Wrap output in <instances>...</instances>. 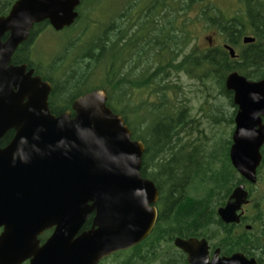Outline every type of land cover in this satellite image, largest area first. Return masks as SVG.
Masks as SVG:
<instances>
[{
  "label": "trees",
  "instance_id": "16d2710c",
  "mask_svg": "<svg viewBox=\"0 0 264 264\" xmlns=\"http://www.w3.org/2000/svg\"><path fill=\"white\" fill-rule=\"evenodd\" d=\"M236 1L239 6L229 16L210 0H126L121 12L111 8L98 33L83 36V27L89 24L83 15L85 0H80L75 22L61 32L53 31L67 39L49 62L38 64L32 59L36 32L52 30L47 22L35 25L12 55L11 64L26 63L51 83L52 114L70 111L73 116L76 98L104 89L107 106L123 118L132 140L144 145L140 173L158 190L156 223L138 245L99 264H187L173 244L176 238H204L215 242L224 255L249 252L246 243L251 234L244 230L236 234L232 230L236 226L224 225L217 215L232 191L245 183L229 158L236 107L232 92L225 89L226 77L237 72L251 81L264 78V0ZM198 24L220 36L222 44L211 45L208 37L209 45L201 48ZM244 36L254 37L255 42L243 45ZM224 45L241 49L231 58ZM181 74L206 91L200 119L183 91ZM215 89L228 100L231 112L207 103ZM138 91L145 98L135 102L132 97ZM13 135L7 132L0 147ZM261 154L264 166V147ZM91 219L83 229L90 228ZM50 234L39 236L40 243Z\"/></svg>",
  "mask_w": 264,
  "mask_h": 264
},
{
  "label": "water",
  "instance_id": "95a60500",
  "mask_svg": "<svg viewBox=\"0 0 264 264\" xmlns=\"http://www.w3.org/2000/svg\"><path fill=\"white\" fill-rule=\"evenodd\" d=\"M79 5L16 0L0 17V140L14 132L0 147V264H99L138 245L157 220L158 190L140 173L144 145L107 106L106 91L76 98L73 116H55L48 105L51 83L26 64H10L35 25L47 21L62 31L77 19ZM254 42L242 38L244 45ZM224 48L236 57L233 48ZM225 89L236 107L229 158L243 179L255 183L264 145V79L231 72ZM247 203L244 185L237 186L217 215L225 224L238 223L237 212ZM48 230L41 244L38 238ZM173 244L188 264H256L241 253L219 257L218 250L210 259L205 239L176 238Z\"/></svg>",
  "mask_w": 264,
  "mask_h": 264
},
{
  "label": "rangeland",
  "instance_id": "374dc122",
  "mask_svg": "<svg viewBox=\"0 0 264 264\" xmlns=\"http://www.w3.org/2000/svg\"><path fill=\"white\" fill-rule=\"evenodd\" d=\"M102 1L103 3L96 5L95 1L93 0H85V12H83L84 19L85 21L89 24L88 27H83V36H88L90 34L98 33L101 29L100 27L102 26L101 23L103 24L109 16V13L111 15V8L115 10L118 9V12H121V10L125 7L126 5V0H99ZM121 1H123L121 3ZM213 5H216L218 9H220L224 14L226 15H232V13L238 8V3L236 0H210ZM93 2V4H92ZM115 6L118 7H114ZM121 4V5H119ZM91 7V8H90ZM90 9L89 13L88 10ZM110 11V12H108ZM84 24V23H82ZM85 25V24H84ZM83 25V26H84ZM101 25V26H100ZM82 27V26H81ZM196 29V36H197V43L201 48L207 47L209 43L207 42L208 37L212 40H210L211 45H221L222 44V38L216 34H213L210 30H206L205 26L202 24H198ZM67 37L65 35H58L54 33L52 30L47 29L37 36L32 41V59L34 63H42L46 64L51 60V58L57 54V52L63 48L62 44L65 42ZM241 47L236 48V52L238 53L240 51ZM141 66V65H140ZM139 66V67H140ZM180 79L183 83V91L185 92L186 96L190 98V107L193 110V114L197 117L202 118L201 112H200V107L202 104L204 105L205 98L204 96L206 95V91H204V87L201 86L200 83L188 79L185 75H180ZM210 90V89H209ZM217 89L214 91L211 90L210 94L211 97L215 100H212V98L208 99L207 103L215 105H211V107H222L223 111L225 113L231 112L232 108L229 105V102L226 98L222 96L217 95ZM144 92H136V94L132 97V99L135 100V102L140 101L144 99L145 97ZM217 98V99H216ZM209 104V105H210ZM207 107V106H206ZM192 113V111H191ZM197 114V115H196ZM142 126V125H141ZM264 187V181L259 183V188L262 189ZM111 264V263H107Z\"/></svg>",
  "mask_w": 264,
  "mask_h": 264
},
{
  "label": "flooded vegetation",
  "instance_id": "af4514ba",
  "mask_svg": "<svg viewBox=\"0 0 264 264\" xmlns=\"http://www.w3.org/2000/svg\"><path fill=\"white\" fill-rule=\"evenodd\" d=\"M15 1L16 0H12L11 3H9V4H7V3L5 4L3 2V0L0 1V17H4L8 14L11 6L14 4ZM5 7H8V12H6L4 14V10L6 9ZM77 12H78V8H77ZM45 22H47V21H45ZM52 31H54V30L52 29ZM59 32H61V31H59ZM40 33L41 32H39V31L36 32L35 36H37ZM4 39L5 38L3 37L2 40H4ZM10 64H11V61H10ZM22 64H26V63H22ZM29 69H32V68H30L27 65V71ZM33 76H38V75H36L34 72ZM260 80H262V79H260ZM263 147H264V145L261 147V150ZM261 150H260V152H261ZM261 157H262V159H261L260 165L256 170V181H255V183L247 182L245 179H243L241 177L245 181V183H242L241 185H244L245 191L248 194V203L245 205H242L240 210L237 212V215H239V222L235 223V224H225L220 220L224 225L236 226V227L232 228L233 231L235 230L236 232H239L236 234H242L243 230L247 231V232H249V234H251L249 237V241L246 243V247L249 250V252H247L246 254L242 253V252H234L230 255H224V254H222L220 247L217 246L215 242L212 243V242L205 239L207 242L208 255H209L210 259L214 256L215 251L218 250L219 251V253H218L219 257H229L235 253H241L248 259H251V258L255 259L256 264H264V231H263L264 230V215L261 214L262 211H264V187L262 189L259 188V183L264 181V166H263V161H262L263 160L262 154H261ZM91 216H93V215H91ZM48 231H51V233H52V230H48ZM194 238H196V237H194ZM197 239H199V238H197ZM201 239H204V238H201ZM241 240L242 239H240V241ZM183 255H184V259L187 263V260H186L187 257L184 253H183ZM25 263H27V262H25Z\"/></svg>",
  "mask_w": 264,
  "mask_h": 264
}]
</instances>
